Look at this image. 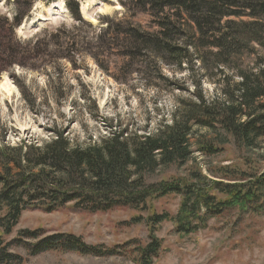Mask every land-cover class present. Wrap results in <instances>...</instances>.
I'll return each mask as SVG.
<instances>
[{
    "label": "trees",
    "instance_id": "obj_1",
    "mask_svg": "<svg viewBox=\"0 0 264 264\" xmlns=\"http://www.w3.org/2000/svg\"><path fill=\"white\" fill-rule=\"evenodd\" d=\"M34 1L21 2L28 11L23 7L12 24L0 18L1 64L13 55L18 43L14 29L30 16ZM79 3L68 0L67 7L84 27L93 28L81 18ZM122 3L133 14L122 21L104 17L97 49L103 55L115 51L128 67L145 66L151 76L190 96L177 100L171 120L152 134L114 132L81 146L58 132L41 146H1L0 264H27V259L11 252L22 246L33 256L47 252L102 258L128 255L135 264H156L164 251L156 233L165 222H172L178 234L189 236L206 230L211 220L233 213L240 217L264 214V170L227 165L211 167L204 174L193 150L216 157L231 139L245 151L263 147L264 0ZM140 13L151 16L154 30L134 25L132 17ZM44 35L52 41L71 36L65 27ZM22 44L33 45L32 41ZM41 52L38 46L32 49V53ZM162 66L188 71L194 89L164 77ZM204 81L215 87L212 94L208 95ZM201 130L212 133V138L199 136ZM191 162L186 177L152 180L162 169H181ZM173 195L181 199L177 214L152 210L153 202ZM68 205L92 213L119 208L140 213L132 223L146 222L149 239L91 246L73 234L46 235L43 229H26L5 240L13 235L25 211L39 208L54 213ZM143 212H149L146 218Z\"/></svg>",
    "mask_w": 264,
    "mask_h": 264
},
{
    "label": "rangeland",
    "instance_id": "obj_2",
    "mask_svg": "<svg viewBox=\"0 0 264 264\" xmlns=\"http://www.w3.org/2000/svg\"><path fill=\"white\" fill-rule=\"evenodd\" d=\"M27 1L0 0V18L12 24L23 7L28 11L26 3L21 5ZM126 1L80 0V16L93 28L84 27L73 16L67 7L68 0L34 1L30 16L14 29L18 43L13 55L6 63H0V147L22 143L41 146L58 132L74 144L85 146L114 132L152 134L171 120L177 100L190 96L187 91L172 89L165 81L151 76V70L145 66L128 67L115 51L103 55L96 47L105 27L104 17L122 21L133 14L123 5ZM132 19L134 25L154 30L151 16L140 13ZM63 27L69 30V38L52 41L44 35ZM20 41H32L33 45L28 47ZM34 45L42 50L40 54L32 53ZM160 72L171 81L186 83V87L194 89L188 71L162 66ZM204 87L208 95L215 89L206 81ZM198 134L204 138L213 136L205 130ZM262 146L249 152L231 139L223 152L212 158L193 150L204 174L211 167L227 165L262 172L264 143ZM191 165L192 162L181 169H162L152 180L186 177ZM180 202V197L173 195L153 202L152 210L175 215ZM148 214L143 212L142 216L146 218ZM136 216L140 213L124 208L106 213L83 211L72 205L54 213L31 208L24 212L13 235L5 240L16 238L21 230L43 229L46 235L73 234L91 246L112 247L133 239L146 243L148 225L132 223ZM157 230L164 251L156 264H264V214L240 217L233 213L211 220L206 230L189 236L178 234L172 222L161 224ZM11 252L27 259V264H135L128 255L102 258L47 252L33 256L27 246L13 247Z\"/></svg>",
    "mask_w": 264,
    "mask_h": 264
},
{
    "label": "bare ground",
    "instance_id": "obj_3",
    "mask_svg": "<svg viewBox=\"0 0 264 264\" xmlns=\"http://www.w3.org/2000/svg\"><path fill=\"white\" fill-rule=\"evenodd\" d=\"M1 84V83H0ZM0 87H1V85H0ZM2 88H6L5 86H2Z\"/></svg>",
    "mask_w": 264,
    "mask_h": 264
}]
</instances>
